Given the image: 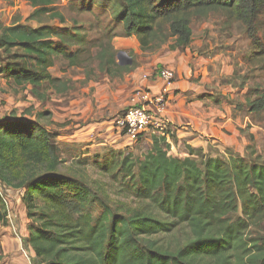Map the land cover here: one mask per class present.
Wrapping results in <instances>:
<instances>
[{
    "label": "trees",
    "instance_id": "trees-1",
    "mask_svg": "<svg viewBox=\"0 0 264 264\" xmlns=\"http://www.w3.org/2000/svg\"><path fill=\"white\" fill-rule=\"evenodd\" d=\"M25 1L32 9L27 21L36 26L19 19L0 22V63L11 59L0 66V75L15 86H30L32 93L44 84L58 87L50 69L60 60L84 71L95 61L105 74L130 68L118 66L112 29L105 41L88 40L75 21L70 28L44 23L45 17L65 23L56 0ZM106 2L87 6L111 12V21L144 54L164 45L187 47L192 19L210 11L227 12L254 39L256 25L264 22V0H110L109 7ZM255 45L264 56V44ZM245 106L254 115L264 113V88H256ZM150 140L142 155L113 149L101 158L79 153L66 170L69 160L62 158L53 132L22 118L0 120V185L23 191L28 234L22 244L32 251L33 264H264V235H247L264 221V152L253 137L247 135L243 156L227 158L190 147L187 157L175 158L167 153L165 136L152 134ZM6 223L0 197V227ZM180 225L190 235L178 248L152 239ZM2 257L0 249V262Z\"/></svg>",
    "mask_w": 264,
    "mask_h": 264
},
{
    "label": "crops",
    "instance_id": "crops-1",
    "mask_svg": "<svg viewBox=\"0 0 264 264\" xmlns=\"http://www.w3.org/2000/svg\"><path fill=\"white\" fill-rule=\"evenodd\" d=\"M130 57L131 64L123 65L126 61H117L120 67L130 66L121 69L118 75L114 69L108 74L97 73L91 77L86 87L88 90H83L89 96L84 99H80L75 87L67 88L73 83L71 80H67L69 85L66 88L59 84L54 91L50 89L59 96V100L54 108L49 104L47 116L54 124L64 128L61 135L54 133L56 139L80 144L83 146L81 149H86L84 152L88 151V154H99L103 147L134 155L145 154L151 148L152 133L145 131L133 138L118 131L113 126L114 119L128 105L135 90L147 89L154 94L161 92L164 84L158 72L170 69L175 74V80L169 89L164 114L170 130V135L166 137L168 155L185 158L190 147L201 149L204 154L213 157L227 158L230 153L243 156L247 135L253 137L260 152L257 136L264 137L262 128L253 122L249 107L237 109L236 105H230V101L229 104L226 102L228 96L225 92H215L213 78H209V60L199 62L197 56ZM52 69L50 73L53 76ZM216 70L217 67L214 68ZM60 77L57 76V79ZM224 98L226 100L221 101ZM22 194L23 191L0 185V197L7 211V223L1 226L0 244L3 255L10 257L11 264H28L29 261L26 255L19 252L22 240L28 234L25 208L21 203ZM27 250L33 258L32 251Z\"/></svg>",
    "mask_w": 264,
    "mask_h": 264
},
{
    "label": "rangeland",
    "instance_id": "rangeland-1",
    "mask_svg": "<svg viewBox=\"0 0 264 264\" xmlns=\"http://www.w3.org/2000/svg\"><path fill=\"white\" fill-rule=\"evenodd\" d=\"M95 1L98 2L97 4L102 3V5L104 1H107L106 7L111 5L110 0H56L54 7L57 13H60L65 18V23L61 25L57 19L50 20L48 17L43 18V21L54 28H70L73 21H75L83 25L88 40L100 39L105 41L106 31L112 29V35H115V38L112 40L113 48H124L123 50L116 49L117 54L121 52L123 56L120 60L122 62H125L124 56L126 58H129V56H197L199 62H202L203 59L209 60V78H213L212 85L216 89L215 92H218V90L220 93L225 92L228 99L224 98L221 101L226 100L227 103L230 101V105L245 106L246 99H255L256 88H264V70L262 69L264 56L261 55L260 50H257L255 45L257 41L264 44L263 19L259 21L258 26L256 25V36L254 39L249 37L245 33V29L241 23L227 12L221 10L210 11L203 18L192 19V40L186 48L176 51V49L171 50L168 45H164L153 53L144 54L137 49L138 45L134 39L124 37L121 26L115 25L111 21V12H106L103 8L87 6L90 2ZM115 6H117L116 3ZM31 13L32 9L25 0H0V22L4 25H9L15 19H19L21 23L36 26L34 22L27 21ZM8 57L10 56H2V58ZM10 61L11 59L5 60V62L0 63V66L2 67ZM219 66H222L220 70L218 69ZM97 67V62L90 61L89 68L86 71L68 68L60 60L55 63L52 74L56 75H53L54 78L61 76L59 80L63 88L69 85L67 80H71L73 83L67 88L75 87V91L78 92L80 99H84L85 96H89L83 90H88L86 87L89 85L90 78L95 77L97 73H101L97 70ZM216 67L217 70L214 71ZM84 72L89 73L90 78H86ZM222 73L223 75H221ZM51 87L44 84L42 87L36 89L35 93H32L30 86L17 87L12 82L6 80L4 76L0 75V120L22 118L37 122L48 131L61 135L64 128H60L59 124H54L55 122L47 116L49 104L51 108H54L58 105L59 100V96L50 91L55 86ZM127 106L120 111V115ZM252 119L255 124L260 125L264 132V113L259 115L253 114ZM263 132L260 133L263 134ZM257 137L260 140V142L258 141V146L262 154L264 152V137ZM56 143L60 147L62 158L69 160L64 165L66 170L72 169L70 168L71 158L79 153H84L86 150L81 149L83 146L80 144L65 142L63 139L57 138ZM105 151L106 148L103 147L102 153H99L100 158L106 153ZM85 153H87L85 156L94 155V153L88 154V151ZM94 173L89 172V175L91 174L90 177L94 180L98 179L101 184H105V181L101 180ZM112 200H121L126 204L133 205L130 200H125L124 198L117 199L112 197ZM1 230L2 228L0 227V232ZM189 235V230L184 225H180L172 233L158 235L152 239L157 240L159 245L168 246L171 250H174L183 245L189 238ZM247 235H264V221L256 227L249 228ZM0 249L2 253V243L0 244ZM21 250L19 252L28 257V264H33L29 251L23 247V244ZM2 256L0 264H11L9 261L10 257L3 255V253ZM25 260L27 261V259Z\"/></svg>",
    "mask_w": 264,
    "mask_h": 264
},
{
    "label": "built area",
    "instance_id": "built-area-1",
    "mask_svg": "<svg viewBox=\"0 0 264 264\" xmlns=\"http://www.w3.org/2000/svg\"><path fill=\"white\" fill-rule=\"evenodd\" d=\"M158 77L163 82L161 92L154 94L147 89L132 92L129 105L114 119L113 126L123 134L136 138L145 131L167 137L169 130L165 118V109L169 98V89L175 80L170 69H161Z\"/></svg>",
    "mask_w": 264,
    "mask_h": 264
},
{
    "label": "water",
    "instance_id": "water-1",
    "mask_svg": "<svg viewBox=\"0 0 264 264\" xmlns=\"http://www.w3.org/2000/svg\"><path fill=\"white\" fill-rule=\"evenodd\" d=\"M115 49H118V50H120V49H124V48H116V47H114ZM139 53V52H138ZM123 58V56H122V54H121V52L120 53H118V55H117V59H118V61H120L121 59ZM124 59H125V63H123V65H125V64H131V60L129 59V58H126V56H124Z\"/></svg>",
    "mask_w": 264,
    "mask_h": 264
}]
</instances>
